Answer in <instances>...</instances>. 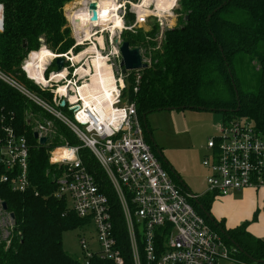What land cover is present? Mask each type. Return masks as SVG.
I'll return each instance as SVG.
<instances>
[{"label":"trees","instance_id":"16d2710c","mask_svg":"<svg viewBox=\"0 0 264 264\" xmlns=\"http://www.w3.org/2000/svg\"><path fill=\"white\" fill-rule=\"evenodd\" d=\"M74 1L78 0H0L5 6L0 69L48 99L53 97L50 90H42L30 80L22 65L30 53L29 58L43 47L57 55L82 49L75 46L65 14L66 6ZM178 4L183 16L181 24L164 32L160 49L149 56V67L139 73L129 72L122 90V98L136 105L147 141L152 148L159 149L150 139L147 115L170 109L221 112L224 119L245 116L264 135V0H179ZM127 13L126 23L130 21ZM130 16L135 19L134 13ZM138 32L123 31V40L131 48L155 47L151 38ZM241 54L260 65V84L254 92L242 88L236 67ZM56 69L53 59L45 77L48 79ZM62 110L68 111L66 107ZM27 112L55 121L58 133L53 142L38 144ZM0 120L27 137L31 179V187L24 193H15L8 185L0 184V205L4 209L3 203L6 204L4 210L13 215L14 221L7 237L0 233V264H84L65 250L63 236L89 221L76 215L67 200L56 195L58 185L53 177H58L63 169L49 160L55 146L61 143L80 146L82 142L65 123L1 80ZM79 155L113 205L114 228L125 264H135L118 197L106 173L88 148H82ZM163 165L175 180L173 168L164 162ZM211 194L200 199L198 211L221 231L229 246L237 249L242 263L264 264V239L251 234L247 224L228 229L223 221L213 217L215 193ZM89 264L114 263L95 257ZM141 264H147L144 256Z\"/></svg>","mask_w":264,"mask_h":264},{"label":"built area","instance_id":"2783aa9c","mask_svg":"<svg viewBox=\"0 0 264 264\" xmlns=\"http://www.w3.org/2000/svg\"><path fill=\"white\" fill-rule=\"evenodd\" d=\"M78 1L82 8L89 9L91 2ZM127 4L132 5L136 22L125 27ZM118 6L119 10L124 9L121 17L123 27L117 29L120 34L115 44L112 39L116 33L113 35L110 29L112 23L104 28L101 25L91 27H100L101 33H111V56L119 64L120 72L117 76L113 70L114 64L110 65L115 89L109 109L101 111L93 103L89 105L80 93L83 84L79 85L78 81L83 76L77 72L78 68H75L69 57L73 50L55 57L63 56L65 62L72 63L64 67L68 70L65 77L52 79V73L57 69L51 72L47 82L51 83L49 87L32 79L22 65L30 80L42 90L52 92V102L49 103L0 69L1 81L34 101L54 119L65 123L82 142L80 146L68 143L55 146L49 158L56 168L63 169L58 177H53L58 185L56 195L65 198L76 215L95 226V248L89 246L85 236L80 237L79 244L83 252L81 261L89 264L93 258L98 257L114 264H125L114 228L113 205L79 155L82 148H88L106 173L118 197L135 264H141L143 256L147 264H244L237 257V249L229 246L221 231L198 211L197 205L201 204L203 195L186 190L164 167L163 159L146 139L145 126L136 105L123 103L125 78L131 72L124 73L121 65L123 31H135L151 15L158 20L160 17L144 9V5L134 4L131 0L118 3ZM70 26L75 32V46H84L83 42L87 40L84 30L79 31L72 18ZM4 29L5 6L0 2V33ZM99 37L102 43L98 39L94 43L95 49L105 51L103 34ZM106 58L107 61L111 59L110 56ZM71 68L75 69L74 79H68ZM139 80L140 75L137 74ZM62 86L66 92H59ZM63 101L71 118L56 108L62 109ZM54 122L48 119L45 125H39L34 131L39 135V144L40 138L47 135L45 132H52L48 126ZM208 150L203 162L210 170L206 193L227 196L247 188H264V135L252 119L245 116L224 119L219 133L209 139ZM29 157L30 144L27 137L0 120V184L8 185L15 193H24L30 189Z\"/></svg>","mask_w":264,"mask_h":264},{"label":"rangeland","instance_id":"374dc122","mask_svg":"<svg viewBox=\"0 0 264 264\" xmlns=\"http://www.w3.org/2000/svg\"><path fill=\"white\" fill-rule=\"evenodd\" d=\"M80 1L82 2V0ZM106 1L108 3L109 2H113V3L104 5L100 23L98 25H101L102 27H106L109 26L110 23L113 24V26H111L110 29L113 35H115L116 33V35L112 39L113 43L115 44L116 39H118V36L120 34V30H117L118 28H116L113 31L112 28L116 25V22H118L119 19L122 20L121 17L124 13V9L122 8L119 10L118 3L123 4L125 0H106ZM131 1L134 4H143V0H131ZM158 1L159 0H150L148 4L145 5L143 8L147 9L148 11L157 13V15H159L160 17V20H158L157 17L151 15L149 16L147 22L138 25L135 30L136 32L139 31L138 33L146 35V37L151 38L152 39L151 41L154 43L155 47L150 46L148 50L146 48L141 49L145 61L144 63H147L148 65L150 64L149 56L155 53V51H158L162 45V42L164 40V32L168 29H172L179 26L183 19L178 4L179 0H169L167 2L168 5L162 8H159L157 6L156 3ZM78 2L79 1L71 2L65 8V14L68 20V25L74 37H75V32L72 30L70 26V18H71V12L78 11L83 7L82 4ZM127 7H128L127 17L130 19V21L129 22L127 21L126 23L125 22L126 20H124V26L125 25L127 26V24L129 25L130 23L134 22V20H136V19L132 20L130 16V14L132 13L131 10L132 5L130 6V4L129 5L127 4ZM171 7L172 9H170ZM100 30H101L100 27L91 29L93 34L94 33L97 34H94L93 36H90L88 38L85 35L87 40L83 42L85 44L84 46H82L83 48L77 53L73 52V54H71L73 57L69 55V57L72 59L75 65V68L79 69V72L82 73V76L84 74V76L78 81L79 85L83 84L82 86H85V84L89 82L91 78L90 75L91 72L94 73L93 70L96 68L95 66L96 57L98 55L94 51L95 49L94 43L96 44L98 39L100 43H102V38L99 37L101 36V34H103V39L105 41L104 44L105 51L103 50L100 52L99 48H97L96 50L99 51L100 55L104 56L105 58L104 63L106 65L110 66L111 64H114L113 70L116 76L120 72L117 59H114L111 56L112 55L111 52L113 51L112 49L113 46L110 42L111 33L108 31L101 33ZM81 36H83V34ZM43 49H47V48L43 47L41 51ZM55 55L57 56V54ZM146 55L148 56L146 57ZM29 56L23 63L24 68L27 66L26 64L29 59ZM76 56L78 58L74 59V57ZM107 56H110L111 58L110 61H107L106 58ZM53 59L54 57L50 58L47 61L45 68H47L52 63ZM69 63L71 64L72 62L69 61ZM236 67L239 73L243 90L247 92L256 91L260 84L259 63L256 60L251 62L248 56L241 54L237 58ZM84 68L86 69L89 68L90 73L89 74L85 73ZM44 70H42L37 75L38 78L40 77L39 75H42L44 73ZM74 70L75 69L73 68V70L69 71L68 79L75 78ZM67 73H65V75H67ZM50 84L51 83H46L45 85H48L49 87ZM29 89L33 93H35L38 97L42 98L48 103L52 102V99L45 98L41 94H38L37 92L32 90L31 88ZM92 98L93 97L88 96V99L91 100ZM123 103L124 104L127 103V100H125L124 98H123ZM56 108L62 111L69 118L72 117L68 111H63L61 108L58 107ZM26 114L28 121L30 123L33 122V126H32L33 131L38 129L39 125H45L46 121L48 120L40 116L37 117L32 112H27ZM224 117H225L224 114L221 112L196 110V109H184V110L170 109V110L155 111L148 114L146 117V123L151 131L150 136H152L154 142L158 146L163 161L167 162L170 166L174 167V169L177 170L182 177L187 179V182L190 185L191 189L194 191V193L196 192L197 194H202L207 189V178L210 175V170L204 165L203 162L205 156L209 151L208 150L209 139L213 138L219 133V127L222 124ZM48 128L51 129L52 132L51 133L45 132L47 134L46 136H49L50 137L49 141L53 142L56 133H58L57 126L55 125V123H53L51 126H48ZM63 144L64 143H61L57 146ZM244 196H245L244 192H234L232 194V198H233L232 200L227 199V197L225 198L218 197V199L214 203V215H217L218 217L226 218L227 222L235 221L234 218H239L238 220L244 218L243 217L244 211L239 214V209H240L239 204ZM259 197L260 198L264 197V194L260 193ZM1 206L2 205H0V230L2 232L0 233H2L4 237H7L14 228V221L12 219L11 214L5 211ZM255 222L256 223L252 226V230L258 232L261 235L264 234V215ZM257 227L258 230L256 229ZM81 236H85L90 247L95 248L97 246L96 230L92 222H89L78 229L68 231L63 236L65 250L71 256H73L76 259H79L80 261L83 260V252L79 244Z\"/></svg>","mask_w":264,"mask_h":264},{"label":"bare ground","instance_id":"6f19581e","mask_svg":"<svg viewBox=\"0 0 264 264\" xmlns=\"http://www.w3.org/2000/svg\"><path fill=\"white\" fill-rule=\"evenodd\" d=\"M92 1H96L98 3L99 19L96 22L91 21V14L88 8H82L78 11H74L71 14V18L76 24V27L78 28L79 31L84 30L86 32L87 38L94 35L93 32L91 31V27L92 26L95 27L100 23L104 5L113 3V2L108 3L106 0H87L86 3ZM149 1L150 0H143L142 5L144 6L147 5ZM168 1L169 0H159L156 4L159 8H162L168 5L167 3ZM170 9H172V7ZM122 27H123V21L119 19V21L116 22V25L112 29L114 31L116 28L120 29ZM94 51L98 54L96 57V65H95L96 68L93 70L94 73L91 72L90 74L91 78L89 82H87L85 86L80 87V93H82L85 96V100L89 105L93 103L97 107V109L101 111H105L106 109H109L111 106L112 96L115 89V78L112 74V70L110 69V66L104 63L105 61L104 56L100 55L98 50L94 49ZM55 56L56 55L53 52L49 51L48 49H43L38 55L32 56L31 58L28 59L26 64L27 66L25 67L27 73L30 75V77L32 76L31 77L32 79L35 78L34 80L37 81L38 83H42V84L47 83L48 82L47 79L44 80V78L42 79L41 76L38 78L35 75H38L39 71H41L46 67L47 61ZM77 58H78L77 56L74 57V59ZM67 71H68L67 69H63L62 71L57 72L56 74H53V78L57 79L59 77H65L66 76L65 73H67ZM84 71L87 74L90 73L89 68L88 69L84 68ZM59 92L61 93L66 92V88L62 86ZM88 96L93 98L90 100L88 99Z\"/></svg>","mask_w":264,"mask_h":264},{"label":"crops","instance_id":"0c3cea01","mask_svg":"<svg viewBox=\"0 0 264 264\" xmlns=\"http://www.w3.org/2000/svg\"><path fill=\"white\" fill-rule=\"evenodd\" d=\"M77 72L80 73L79 69H77ZM56 73H57V71L52 73V79H55V78H53V74H56ZM81 75H82V73H81ZM39 76H41L42 79L44 78V80L47 79V78H45V76L43 74L39 75ZM165 164H168V163L166 162ZM169 167H172V166L169 165ZM172 168L174 170V174H175L174 178H175V180L178 183H180V185H182L186 190H190V191H192L194 193V191L191 189L190 185L188 184L187 179L182 177L181 174L177 170L174 169V167H172ZM234 192H244L245 193V196L243 197V199L240 201V204H239V206H240L239 214L244 211V216H243L244 218H242L240 220H238L239 218H234L235 221L227 222L226 218L218 217L217 215H214V203L218 199V197H224V198L227 197V199L232 200L233 199L232 198V194ZM234 192H232L231 194H229L227 196H219V195L214 194L215 196H214V200H213L212 207H211V213H212L213 217H215L218 221H223L224 225L228 229L229 228H231V229L232 228H236V227L241 226L243 224H247V230L251 234H253L254 236H256L258 238L264 239V234L261 235L258 232H255V231L252 230V226L256 223L255 221L259 220L264 215V203H263L264 197H262V198L259 197L260 193L264 194V188H261L259 190H256L254 188H247V189H244V190H241V191H234ZM195 194H197V193L195 192ZM246 194H249V195H246ZM199 195H203L202 196V198H203V197H206V196H209V195H212V194L211 193H206V191H205L204 193L199 194ZM252 215H253V217H252ZM256 229L258 230V227Z\"/></svg>","mask_w":264,"mask_h":264},{"label":"water","instance_id":"95a60500","mask_svg":"<svg viewBox=\"0 0 264 264\" xmlns=\"http://www.w3.org/2000/svg\"><path fill=\"white\" fill-rule=\"evenodd\" d=\"M89 10L92 14L91 21H97L99 19V11H98V3L96 1H92L89 4ZM120 52L122 55V67L124 68V73L127 71H142L144 69H147L149 65L147 63H144V58L141 52L140 47L131 48L129 42L123 41ZM65 61L66 59L63 56H59L56 58V66L57 71L60 72L65 67ZM61 106H65V101L61 103ZM35 138L38 139L39 135L38 133H34ZM150 139L153 141L154 145L156 146V143L154 142L152 136H150ZM49 141L47 136L40 138V144L45 145ZM158 155L162 158L161 152L159 149L157 150ZM166 163V162H165ZM4 209H6V204L3 203ZM13 217V215H12Z\"/></svg>","mask_w":264,"mask_h":264}]
</instances>
